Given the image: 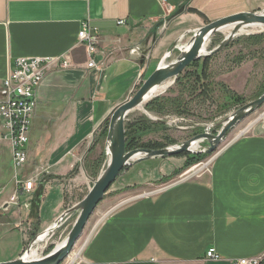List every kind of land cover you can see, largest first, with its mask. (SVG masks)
Instances as JSON below:
<instances>
[{"label": "crops", "instance_id": "0c3cea01", "mask_svg": "<svg viewBox=\"0 0 264 264\" xmlns=\"http://www.w3.org/2000/svg\"><path fill=\"white\" fill-rule=\"evenodd\" d=\"M261 12L264 0H0V92L17 59L71 64L53 68L36 90L20 174L35 182L17 205L8 203L16 179L0 120V263L19 259L75 206L70 195L93 179L87 164L97 135L171 61L176 43L187 44L213 22ZM85 23L100 34L91 69L78 38ZM175 169L156 159L131 165L111 188L106 218L75 264H230L264 253V133L233 141L208 172L156 185ZM211 248L220 260L206 257Z\"/></svg>", "mask_w": 264, "mask_h": 264}, {"label": "rangeland", "instance_id": "374dc122", "mask_svg": "<svg viewBox=\"0 0 264 264\" xmlns=\"http://www.w3.org/2000/svg\"><path fill=\"white\" fill-rule=\"evenodd\" d=\"M227 31H223L214 37L209 50H212L222 42L229 33ZM253 36H264V29H258L255 32L249 30L246 34L238 36L231 43L232 45L230 44L215 57L209 64L211 77L209 83L213 85L210 87L213 93L211 92L208 96L207 94L203 95V97L201 96V91L193 95L185 94L183 106L187 105V109L184 113H176L171 110L168 113L156 114L149 112L146 107L133 112L127 120V125L130 122L143 120L144 124H142L144 127H148L141 131L139 141L141 143H160L161 147L158 149H165L178 147L203 133L217 135L228 118L244 106L259 99L264 94V42L259 46L254 45V42L250 40ZM178 55L179 51H175L170 58L171 61L175 60ZM173 87L174 85L171 88ZM168 91L160 95V97L165 96ZM179 95L180 93L176 91L172 94V97H178ZM148 121L152 124H149ZM101 133L95 139V147H93L92 153L94 160L98 158L101 160L98 177L109 163V157L106 154L107 137L101 140ZM253 133H264V105L233 128L227 134L221 147L213 154L208 155L204 152L208 145L206 140L200 144L201 149L199 151H189L169 158H156L158 161L168 162L172 168L176 167L175 173L163 178L156 185L169 187L171 184L208 172L216 157L225 147L239 137ZM192 156L204 157L200 161L193 163V165L188 166L189 159ZM98 177L96 179L93 178L88 186L85 185L80 190L72 192L69 197L72 205L78 204L86 197ZM110 190L109 192H111ZM109 192L91 217L82 238L77 243L71 256L63 264H70L72 259L74 261L75 254L82 252L84 245H86L85 243H88L97 226L106 218L108 212L107 201L111 198V193ZM77 217L78 213L70 215L63 221L62 226L52 237L35 245L33 249L37 251L39 259L47 256L66 240Z\"/></svg>", "mask_w": 264, "mask_h": 264}, {"label": "water", "instance_id": "95a60500", "mask_svg": "<svg viewBox=\"0 0 264 264\" xmlns=\"http://www.w3.org/2000/svg\"><path fill=\"white\" fill-rule=\"evenodd\" d=\"M253 26L264 27V12L243 13L213 22L196 30L190 41L181 48L179 43H176L168 54L167 59H170L175 51H179L177 58L166 64H161V66L144 81L137 92L129 100L120 105L112 114L109 123L106 151V154L108 157L110 154V157L106 169L94 182L93 187L90 189L86 197L78 204L68 209L53 226L45 231V233H49L48 238L52 237L62 226L63 221L67 217L74 213H78L76 222L66 238L65 245L60 249L56 247L45 257L36 260H28L25 253H29L35 245L38 244L40 237L39 234L33 239L28 249L19 259L0 264H63L71 256L77 243L82 238L86 226L100 203L103 202L111 187L120 177L123 176L131 165L156 158H169L189 151L193 152L190 150L191 145L199 141H202V143L206 140L208 141L207 149L204 150L206 154L210 155L215 153L221 147L227 134L233 128L240 124L247 116L256 112L264 105V94L259 99L244 106L228 118L225 123H223L221 131L217 135L203 133L196 136L193 140L182 143L178 147L165 149H136L127 151V120L131 113L142 108L144 109L149 102L160 97V95H158L151 100H147L154 89L161 87L166 83H170L165 91L166 93L173 85H175L178 78L184 74L194 62L218 55L235 41L238 36H240V31L243 28ZM223 29L231 31L225 36L219 45L212 50H209V46L214 37L217 34L222 33Z\"/></svg>", "mask_w": 264, "mask_h": 264}, {"label": "built area", "instance_id": "2783aa9c", "mask_svg": "<svg viewBox=\"0 0 264 264\" xmlns=\"http://www.w3.org/2000/svg\"><path fill=\"white\" fill-rule=\"evenodd\" d=\"M119 23L123 24L124 22ZM78 38L88 49L91 58L88 68H95L97 64L93 56L98 52L99 32L94 30L90 24L85 23ZM56 66L68 69L71 64L67 58L62 60L58 58L17 59L14 67L10 70L9 76L2 84L0 120L5 131L3 137L10 141L12 147L17 191L11 196L9 204L17 205L19 203V193L24 190L30 192L33 189L35 180L20 179V174L28 163L26 147L29 143L32 120L37 107L36 90L42 84L48 72ZM2 195L3 190L0 188V196ZM206 257L214 261L221 259L214 248L208 250ZM230 264H264V253L257 257L235 259Z\"/></svg>", "mask_w": 264, "mask_h": 264}, {"label": "trees", "instance_id": "16d2710c", "mask_svg": "<svg viewBox=\"0 0 264 264\" xmlns=\"http://www.w3.org/2000/svg\"><path fill=\"white\" fill-rule=\"evenodd\" d=\"M250 40L254 42V45L259 46L264 42V36H253L250 38ZM216 56L194 62L185 71V73L178 78L174 87L171 88L165 96H161L152 100L146 106V109L149 112L156 114L168 113L171 110H174V112L176 113H184V111L187 109V105L183 106V103L185 102L183 100L185 94L189 93L190 95H193L194 93H198L199 91H201V96L203 97V95L207 94L208 96L209 94H211V92L213 93V91L210 90V87H212L213 85L209 83L211 79L209 74V64L214 60ZM176 91H178L180 95L178 97H172V94ZM109 123L110 119L103 126L100 136L101 140H104L107 137ZM142 123L143 120H138L135 122H130L128 125H126L127 151L135 149H158L161 147L160 143H141L139 141L141 131H143L145 128H148L144 127V123ZM149 124L152 123L149 122ZM203 157L204 156H192L189 159L188 166H191L193 165V163L200 161ZM100 164V158L87 164V169L89 170L92 178L96 179L98 177Z\"/></svg>", "mask_w": 264, "mask_h": 264}, {"label": "bare ground", "instance_id": "6f19581e", "mask_svg": "<svg viewBox=\"0 0 264 264\" xmlns=\"http://www.w3.org/2000/svg\"><path fill=\"white\" fill-rule=\"evenodd\" d=\"M258 29L263 30L264 27H263V26H253V27H249V28H243V29L240 31V35H242V34H246L247 31H249V30L252 31V32H255V31H257ZM227 30H228V29H223L222 32H223V31H227ZM230 31H231V30H228L227 32L230 33ZM229 33H228V34H229ZM248 33H250V32H248ZM181 47H182V46H180V48H181ZM169 85H170V83H166V84H164L163 86L154 89V90L152 91V93L149 95V97H148L147 100H151V99L155 98L156 96H158V95H162L163 93H165V91L167 90V88L169 87ZM131 114H132V113H131ZM200 144H202V141H199V142H195V143H193V144L191 145V149H190V150L195 151V152H196V151H199V150L201 149ZM108 151H109V150H108ZM109 157H110V154H109ZM48 237H49V233H45V232H43L42 234H40L38 244H40V243L46 241V240L48 239ZM65 243H66V240H65L61 245L58 246V249L62 248V247L65 245ZM36 249H37V248H36ZM25 255L27 256L26 258H27L28 260H36V259H39L38 255H37V251L34 250V249H32L29 253H25ZM77 260H78V254H75L74 261H73V259H72V261H73V263H74V262H76ZM72 261H71L70 264H72Z\"/></svg>", "mask_w": 264, "mask_h": 264}]
</instances>
